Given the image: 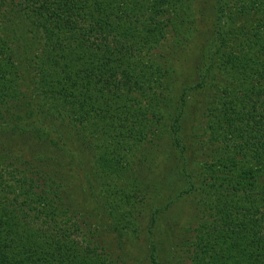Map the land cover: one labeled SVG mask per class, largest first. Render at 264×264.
<instances>
[{
  "label": "trees",
  "instance_id": "obj_1",
  "mask_svg": "<svg viewBox=\"0 0 264 264\" xmlns=\"http://www.w3.org/2000/svg\"><path fill=\"white\" fill-rule=\"evenodd\" d=\"M197 6L0 0V133H37L0 141V264H129L97 216L156 264L154 202L196 160L217 179L175 264H264V0Z\"/></svg>",
  "mask_w": 264,
  "mask_h": 264
},
{
  "label": "rangeland",
  "instance_id": "obj_2",
  "mask_svg": "<svg viewBox=\"0 0 264 264\" xmlns=\"http://www.w3.org/2000/svg\"><path fill=\"white\" fill-rule=\"evenodd\" d=\"M197 2V7H203L204 5L205 8H207L211 6L212 0H197ZM210 26L211 20L209 17L202 15L200 18H198L196 31L198 39H204L208 35ZM190 49L191 46L189 47V53H191ZM175 68L178 71L177 74H181V71L186 69L184 66L180 67L179 63H177ZM186 72L187 70H185V73ZM192 100L191 101L193 103L195 100L198 101L197 98H193ZM191 109L193 111L196 110L195 108ZM33 124L38 126V129L41 130L40 133H46L49 137L53 135L52 130L47 128L45 125L41 126V123L39 124L37 121H33ZM23 125L24 123H22V126ZM21 129L17 128L13 132L14 134L9 135H7L8 133L4 132L0 133V141H11L12 143L16 144L17 147L22 149V151L25 153V159H30L29 154H33L35 152L32 151L34 149V145H28V142L31 141V139L37 138V133L34 132L35 130L21 131ZM55 139L56 136L53 137V140ZM196 161V166L189 164L186 168L187 170L185 174L189 178L192 177L190 181H187L189 178H186L185 175H182L180 177V181L174 182L177 184L172 183V189L170 188L164 190L162 194L157 197L156 202H154L155 208L162 209L156 217V224L154 226L152 235V239L157 250L156 264H175L176 261L174 257L176 256L175 251L177 246L175 248L174 246L177 242V239L180 237L183 228L187 226L189 220H193L195 216V211L194 208H192L190 198L194 197L196 200L198 199V201L201 200V198L204 196L203 192L207 189V185L211 184L213 179H217L216 175L212 176V172H207L200 177L193 176L192 172L200 174L202 171L206 170V168L202 166V163H200L198 160ZM175 164L183 165L180 162ZM168 166L169 164L164 162V168H167ZM192 166L193 168L191 169ZM74 176L78 177V175ZM80 181H83L82 183L80 182V184L86 189L85 182L82 177H80ZM178 185H181V187L177 189ZM186 190H190V194L188 193L189 191L186 192ZM88 199H86L85 203L89 208H92L93 201L91 198L89 200ZM97 220L104 225V227L99 228V230L103 233L105 240L106 238L108 239L109 243L111 244V249L114 252L116 251L119 254L123 253V258H125L129 264H151V261L148 258L149 246L148 242L144 239V236H142L138 241L119 240L115 234L106 232V228L109 227L106 217L97 216Z\"/></svg>",
  "mask_w": 264,
  "mask_h": 264
}]
</instances>
